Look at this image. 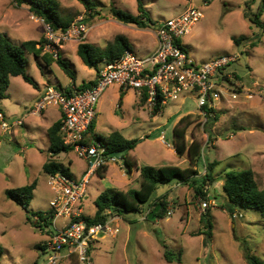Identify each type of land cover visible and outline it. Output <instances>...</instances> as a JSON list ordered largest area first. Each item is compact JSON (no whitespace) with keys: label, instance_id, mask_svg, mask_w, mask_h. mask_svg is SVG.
<instances>
[{"label":"rangeland","instance_id":"obj_1","mask_svg":"<svg viewBox=\"0 0 264 264\" xmlns=\"http://www.w3.org/2000/svg\"><path fill=\"white\" fill-rule=\"evenodd\" d=\"M102 11L100 16L90 19L88 36L80 42L68 41L62 46L61 58L68 63L78 85L88 83L96 71L88 68L77 54L78 45L87 42L105 49L119 35L125 36L132 51L143 58L148 50L155 47L154 29H139L117 21L109 12L111 7L138 15L137 0H95ZM60 11L72 22L87 16L80 0H57ZM154 21H166L183 14L189 7L200 10L204 17L196 25L191 35L182 39V44L199 64L224 55H234L239 62L234 65L237 75L239 98L226 97L217 105L218 121L202 127L198 114L197 100L192 94H185L179 101L164 107L154 116L146 105L139 102L135 91H128L124 109L118 107L121 93L115 85L110 87L100 99L94 133L109 136L113 132L122 133L129 140L139 144L132 152L131 160L139 169L145 166L156 168L176 166L186 169L190 166L188 158H180L174 151L173 130L181 117L192 114L198 120L187 132V144L197 141L202 145V160L198 170L206 172V160L218 161L216 176L225 172L253 170L261 189H264V14L261 17L262 29L252 27L245 19L246 4H252L251 14L257 13L262 0H142ZM0 32L6 34L16 46L28 41L39 42L46 39V25L32 15L27 5L18 6L13 0H0ZM263 38L256 48L251 47L254 35ZM246 37L240 44L235 39ZM29 76L38 87L27 83L22 77L12 80L6 98L0 102V244L4 254L0 264H35L44 261L46 256L41 250L51 235L48 231L62 227L65 219L55 220L50 227L36 219L38 211H49L54 194L49 185V175L43 170L48 157V137L35 134L32 141L26 127H19L16 134L11 124L31 108L35 96L47 83L59 88L70 87L73 79L58 64L44 65L42 58L27 54ZM104 66V65H103ZM233 78V71L231 72ZM232 86L235 90L236 88ZM47 88V87H46ZM45 88V89H46ZM45 91V90H44ZM253 97H246V93ZM127 95V93H126ZM118 111V114L116 113ZM49 112V111H48ZM38 115V114H35ZM32 115L27 125L39 122ZM11 128L4 130L3 123ZM23 120H21V124ZM40 124V123H39ZM45 124V123H43ZM206 129V130H205ZM238 130V132H236ZM233 134H231V133ZM164 135V142L162 136ZM226 135L224 138L223 136ZM234 135L233 138H230ZM211 136V139L209 138ZM229 136V137H228ZM144 140V141H142ZM25 143L29 150L25 151ZM165 143V144H164ZM167 144L169 146H167ZM36 145V146H35ZM174 149V150H173ZM60 162L69 169L74 178L87 171L89 164L78 158L75 152L64 154ZM110 163V164H109ZM110 170L106 178L97 173L91 176L86 195V214L92 216L95 210L93 200L108 189L128 191L140 188V175L134 167L127 173L122 161H109ZM223 182V181H222ZM36 183L29 212L14 201L6 198L8 189L20 188ZM210 202L213 236L205 247V235L195 236L204 230L201 221L205 213L200 206L201 200L194 199V191L183 187L159 186L153 198L167 194L169 197L166 219L147 220L148 205L143 213H133L121 218L116 226L120 229L117 236H106L95 244L90 264H247L245 245L251 252L264 261V220L255 210L239 211L234 217L223 210L226 203L222 185L214 184ZM185 187H188L185 188ZM180 202H177V201ZM171 213V214H169ZM146 217L145 220H142ZM30 218V219H29ZM38 226V227H37ZM165 243L174 252L173 262L164 257ZM68 259L70 261H68ZM180 259V262L178 261ZM65 261V262H64ZM82 264L76 256L66 257L60 264Z\"/></svg>","mask_w":264,"mask_h":264},{"label":"built area","instance_id":"obj_2","mask_svg":"<svg viewBox=\"0 0 264 264\" xmlns=\"http://www.w3.org/2000/svg\"><path fill=\"white\" fill-rule=\"evenodd\" d=\"M203 17L200 10L189 7L177 17L158 22L155 30L157 48L154 53L139 58L133 51H126L120 59L101 68L98 80L91 88L79 91L78 86L74 85L71 86L73 93L68 95L49 85L34 105L32 112L35 114H41L50 107L62 110L61 135L64 144L89 164V171L81 180L63 174L49 175V185L54 194L50 201L54 221L62 218L67 223L61 228L55 226L58 230L47 241L46 258L41 264H60L65 258L64 252L68 253L67 257L76 256L82 264H90V249L102 238L117 236L120 232L116 226L119 217L112 216L105 224L89 225L82 219L80 207L86 198L91 176L109 161H118L106 157L107 147L90 132L97 119L100 99L110 87L116 85L123 92L135 91L140 100L145 99V105L152 113L158 106L162 110L170 103L179 101L183 95L192 94L197 100L203 129L211 118H215L212 110H216L224 98L238 100L239 93L235 86L239 84L231 72L239 58L224 55L199 64L182 44V39L191 35ZM89 32L90 28L83 18L75 21L66 31H54L46 25L43 53L58 58L62 44L80 42ZM245 93L246 97H253ZM22 124L19 120L14 125ZM11 127L5 122L2 125L4 130ZM161 138L164 142V135ZM210 205L207 201L200 203L204 212Z\"/></svg>","mask_w":264,"mask_h":264},{"label":"trees","instance_id":"obj_3","mask_svg":"<svg viewBox=\"0 0 264 264\" xmlns=\"http://www.w3.org/2000/svg\"><path fill=\"white\" fill-rule=\"evenodd\" d=\"M13 1L18 6L27 5L34 17L42 20L45 25L49 26L54 31H66L74 23L71 19H67L63 16L57 0ZM80 1L88 13L85 19L83 18V22L88 25L90 19H95L97 16L101 15L100 11H102V9L95 0ZM137 2L138 15L127 13L115 7H111L109 12L117 21L125 25L137 26L139 29L156 30L158 22L151 18L142 0H137ZM251 7L252 4H246L244 17L251 23L252 27L262 29L263 23L261 17L264 14V0H262L257 13L254 15L250 12ZM254 36V39H251L252 48H256L258 42L263 38L262 34ZM245 39L247 38L241 37L240 39H235L234 42L239 45L240 41ZM45 44L46 39H42L39 42L28 41L21 46H16L6 34L0 32V102L6 98L5 94L10 87L11 79L14 77H22L27 83L32 84L34 87H38L37 83L28 74L27 54L34 55L37 59L42 58L45 65L50 66L54 63L58 64L64 69L65 73L74 80V73L70 70L68 63L62 60L61 53L58 58L43 53ZM126 51H132V47L129 40L123 35L117 36L105 49H101L85 41L80 43L78 45L77 54L88 68L96 71L97 78L94 81L83 83L78 87V90L84 91L95 85L102 66L120 59ZM232 71L235 80H239L240 77L237 75V70L233 68ZM58 89L68 95L73 93L71 86L63 87L60 85ZM125 93L126 92L122 91L121 99ZM141 101L143 104L145 103V99ZM161 111L160 106H158L153 112L154 116L159 115ZM212 112L215 114V118H211L208 124L214 120L218 121L216 110H212ZM0 113H2L1 110ZM191 115L192 114L181 117L173 130L174 149L180 158L188 153L190 167L186 169H181L176 166H163L159 168L153 166L142 167L139 169L140 188L138 190L129 189L128 191H118L115 189H108L104 191L96 199V213L94 217L83 216L82 219L89 225L105 224L112 216L125 218L127 215L133 213H142L143 206L145 205L150 207V213L155 212L160 206L159 212L155 214L156 220L166 219L169 204L168 195L165 194L160 198H153L159 186L170 187L174 183L187 185L194 191L195 200L200 199L201 201L209 202L210 192L208 187L213 186L219 181H223L224 184L222 189L224 197L226 198L223 210L227 212L230 217H234L239 211L255 210L260 213L264 220V189L259 187L256 173L253 170L239 172L224 171L221 175L216 176V167L219 165V162H209L206 160V172L204 175L200 173L198 167L203 157L201 152L202 145L197 141L188 145L186 141L188 130L198 121ZM94 124L90 128V132L97 141L102 142L107 147L106 157L111 153L125 151L126 153L123 156L122 162L127 173H131L133 168L137 167V164L131 160L130 153L137 147L139 141L126 139L123 134L118 131L113 132L108 137L98 135L94 133ZM61 126L62 121H59L48 131L50 142L49 158L43 165V170L47 175L63 174L72 178L69 169L56 159V157L61 154H67L73 151L71 147L64 144L61 135ZM209 138L211 139V136H209ZM107 169V166H103L98 170V175L104 178ZM35 189L36 183L20 188L8 189L5 195L8 200L14 201L26 212H29L30 201L34 197ZM212 212V209H207L202 215L201 221L204 230L195 234V236L205 235V247H208L211 243L213 236L214 226L212 222ZM35 216L37 224L38 222H42L46 227H50L54 221V212L51 210L38 211ZM147 220H150L149 216ZM48 232H50V235L54 234V232ZM162 246L164 248V259L168 263L173 262V256H175L174 252L171 251L165 243H162ZM245 247L244 251L247 264H264V261L254 255L247 245H245ZM41 250L44 252L43 256H45V247H42ZM92 250L93 248L90 249V253ZM3 254L4 249L0 244V259ZM178 261L180 262V259ZM42 262L43 261L36 262L35 264H41Z\"/></svg>","mask_w":264,"mask_h":264},{"label":"crops","instance_id":"obj_4","mask_svg":"<svg viewBox=\"0 0 264 264\" xmlns=\"http://www.w3.org/2000/svg\"><path fill=\"white\" fill-rule=\"evenodd\" d=\"M153 39L155 40V47L152 49V50H148L147 51V53L144 55V57H147L148 55H150V54H152V53H154L155 52V50H156V48H157V40H156V36H155V33H154V37H153ZM64 47V46H63ZM62 47V48H63ZM78 47V46H77ZM62 48H61V51H62ZM78 51V50H77ZM55 64V63H54ZM45 65V64H44ZM53 65V64H52ZM103 67V66H102ZM14 78H17V77H14ZM14 78H12L11 79V83H12V80L14 79ZM97 78V74H95V76H94V78L93 79H91L90 81H94L95 79ZM89 81V82H90ZM49 85H51L50 83H47L46 84V87L47 86H49ZM74 85H76V86H81V85H78L77 84V82H75V80L73 81V84L72 85H69V86H74ZM10 86H11V84H10ZM52 86V85H51ZM60 86V85H59ZM45 87V88H46ZM118 87V86H117ZM45 88L42 90V91H40V93L37 95V96H35V102H34V105L42 98V96H43V94H44V90H45ZM119 88V87H118ZM9 89H10V87H9ZM8 89V90H9ZM8 90H7V92H8ZM117 91H119L120 93H121V95H122V90H120V88H119V90H117ZM6 92V93H7ZM126 93H127V95H126ZM124 95H123V98L121 99V97L119 98V101H118V103L120 104V102H121V104H120V106H119V104H118V107L120 108V109H124V106H125V103H126V99H127V97H128V92H126ZM136 94V93H135ZM136 97H137V94H136ZM137 99L139 100V102L140 103H142V101L137 97ZM231 100V99H230ZM143 104V103H142ZM34 105L31 107V108H26V113H24L23 115H22V119H19V120H23V124L22 125H14V124H16V122L17 121H19V120H17V121H15V122H13L11 125H13L12 126V129H13V131L16 133V134H18L20 131L18 130V128L19 127H26V129H27V131H28V133L30 134V136L33 138L32 139V141H34V140H37V137H36V135L35 134H37V133H44V134H46L47 135V137H48V131H49V129L55 124V123H57V122H59V121H62V119H63V113H62V110L60 109V108H56V107H50V108H48V109H46L45 111H43L41 114H38V115H35V113H33L32 112V110H33V107H34ZM143 105H145V103L143 104ZM49 111V112H48ZM116 113L118 114V111L116 110ZM32 115H35V116H38L39 118H40V120H39V122H36V123H32L31 125H27L26 124V120L27 119H29V117L30 116H32ZM40 123V124H39ZM43 123H45V124H43ZM236 132H238V130H236ZM229 133H231V132H229ZM96 134H98V135H102V134H100L99 132H96ZM231 134H233V133H231ZM111 135V134H110ZM109 135V136H110ZM102 136H104V135H102ZM124 136V135H123ZM105 137H108V136H105ZM125 137V136H124ZM229 137V136H228ZM234 137V135H231V137L230 138H233ZM126 138V137H125ZM127 139V138H126ZM142 141H144V140H142ZM165 144V143H164ZM48 145H49V147H50V142H49V137H48ZM36 146V145H35ZM168 146V145H167ZM29 146L27 145V143H25V148H24V150L25 151H27V150H29L30 148H28ZM48 147V148H49ZM137 148V147H136ZM174 150V149H173ZM175 151V150H174ZM132 152L133 151H131V153H130V156H131V158H132ZM176 153V152H175ZM68 154V153H67ZM64 154H61V155H59L58 157H56V159L60 162V158H62V156H63ZM187 157L186 158H188V160H189V162H190V158H189V155H188V153H187V155H186ZM183 157H185V155L183 156ZM48 158H49V150H48V157H47V160H48ZM79 158V157H78ZM182 158V157H181ZM80 159V158H79ZM46 160V161H47ZM80 160H82V159H80ZM82 161H84V160H82ZM84 162H86V161H84ZM45 164V163H44ZM110 164V163H109ZM123 164V163H122ZM107 167H108V164L106 165ZM190 167V166H189ZM137 169V173L140 175V171H139V167L137 166L136 167ZM109 170H110V167H108V169H107V172L105 173V176H104V178H106V176H107V174H108V172H109ZM88 171H89V166H88V168H87V171H84L83 173H81V176H79V177H77L76 178V180H81L83 177H85L86 175H87V173H88ZM97 174H98V172H96ZM72 178L73 179H75L74 178V176H72ZM218 183H220L221 185H222V187H223V184H224V182H222V181H219ZM175 184V186L176 187H183L184 185H182V184H176V183H174ZM189 187V186H188ZM188 187H185V188H187L188 189ZM184 188V187H183ZM212 189H216V187H215V185H213V186H210V187H208V190H209V192H210V194H209V196H210V200H211V202H212V204H213V207L215 208V207H217L216 206V200L215 199H213L212 197H211V192H212ZM100 195V194H99ZM98 198V197H97ZM168 199H169V197H168ZM200 200V199H199ZM86 198L81 202V204H80V207H81V209H82V211H83V216H85V217H94V215H95V213H96V205H95V202H96V200H93V203H94V205H95V210H94V213H93V215L92 216H89L88 214H86V209L89 207V205H87L86 206ZM177 202H180L179 200L177 201ZM149 207V206H148ZM214 208H213V210H214ZM143 213V212H142ZM146 213H148L149 215H150V210L148 209L147 210V212ZM213 213V212H212ZM144 214V213H143ZM119 219H120V217H119ZM158 221V220H157ZM119 222V221H118ZM117 222V223H118ZM66 223H67V221H66ZM58 227V226H57ZM58 228H61V227H58ZM58 228H56V230H54V231H51V233L52 232H55V231H57L58 230ZM52 236V235H51ZM102 239H104V238H102ZM93 249H94V247H93ZM92 253V252H91ZM64 255H65V258L68 256V253L67 252H64ZM64 258V259H65ZM68 261H70L69 259H68ZM65 262V261H64ZM70 264V263H69Z\"/></svg>","mask_w":264,"mask_h":264},{"label":"water","instance_id":"obj_5","mask_svg":"<svg viewBox=\"0 0 264 264\" xmlns=\"http://www.w3.org/2000/svg\"><path fill=\"white\" fill-rule=\"evenodd\" d=\"M223 137L225 138L226 135H224ZM125 153H126L125 151H122V152H115V153H111V154H109V157H110V158H116L118 161H122L123 156L125 155ZM159 210H160V206L155 210V212L150 213V215H149V219H150L151 221H155V220H156V216H155V214H156L157 212H159Z\"/></svg>","mask_w":264,"mask_h":264}]
</instances>
